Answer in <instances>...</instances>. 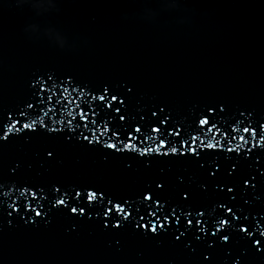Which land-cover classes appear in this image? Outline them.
Masks as SVG:
<instances>
[{"label":"water","instance_id":"95a60500","mask_svg":"<svg viewBox=\"0 0 264 264\" xmlns=\"http://www.w3.org/2000/svg\"><path fill=\"white\" fill-rule=\"evenodd\" d=\"M41 82L67 87L64 96L75 103L57 104L59 93L48 102L52 92L39 93ZM105 88L109 98L117 97L108 109L90 101ZM85 101L98 113L89 112L90 120L78 114L77 105L88 111ZM9 116L21 121L17 128L39 123L34 132L13 131L0 142V264H231L237 256L240 264H264V251L242 254L249 245L239 240L231 249L214 246L209 252L174 222L164 234L145 235L135 228L136 212L113 230L102 226L101 203L90 218L52 208L58 198L70 206L82 203L61 194L91 188L105 193L104 204L128 200L144 215L141 194L150 192L164 212L203 211L209 225L221 202L234 203L264 230V152L242 131L264 124V0H0L4 130ZM205 117L219 131L199 130ZM129 133L135 150L106 147L122 148ZM161 135L165 147L159 146ZM190 136L197 137L195 153L181 147ZM201 141L219 143L208 149ZM244 177L249 186L241 185ZM23 204L41 216L7 215ZM21 216L36 222L26 224ZM180 233L183 243L174 239Z\"/></svg>","mask_w":264,"mask_h":264},{"label":"snow or ice","instance_id":"6c2138e0","mask_svg":"<svg viewBox=\"0 0 264 264\" xmlns=\"http://www.w3.org/2000/svg\"><path fill=\"white\" fill-rule=\"evenodd\" d=\"M51 80V77L48 78ZM47 82H41L40 87L38 88L39 93H44L46 91L52 92V95H48L46 97V100L48 102H51L53 98L56 96L57 93H59V97L56 99V103L59 104L60 100L63 99L65 101L64 106L66 107L68 103H75V100H68L67 97L64 96V93H67L69 90L67 87H63L62 84L57 85L55 82L51 83L48 87H45L44 84ZM76 89H73V92H75ZM108 89H103L102 94L100 95H90V101L96 102L99 101L100 103L97 104V107H103L105 109L112 108L113 104L112 101H116L117 97L115 95H112L110 98L107 95ZM42 101L45 99L43 96L39 97ZM77 99H80V97H77ZM121 103H123L121 101ZM86 106L88 107V111H85L83 108H80V105H77V108L79 109V115L80 118L83 120H90L89 112H91L92 116L97 115L95 108L91 107V103L88 101H85ZM28 108H32L33 105L30 103L27 105ZM49 112L53 111V109H49ZM116 112H119V108H115ZM20 117L26 118V113L24 111H21L19 113ZM47 115V113H45ZM120 120H124L125 117L123 115L118 117ZM75 119V117H73ZM10 123L7 125V129L4 130L3 127H0V142H4L9 140L10 133L13 131L20 132L22 129H30L33 132L35 131V125L39 123L37 120H33L31 123H23L22 128H17L16 124H20L21 121L19 119L12 120L11 116H9ZM93 124H95V121H91ZM71 123V122H69ZM160 123H164V121H160ZM208 125H211L209 127H206ZM87 127V124L84 125ZM198 128L201 131H205L206 133L212 132L213 129H216L219 131L215 123H211V121L205 117L202 119H199L198 121ZM49 131H56V129H48ZM104 131H111L107 127H105ZM135 132L140 133L141 128L136 127L134 129ZM232 131L239 132V128L232 129ZM243 132L249 134V138L251 140H256V144L254 147L259 148L261 152H264V124H258L256 128L251 127L249 125L248 127H244L242 129ZM151 132L154 133H161V129L158 127L151 128ZM168 135H179V132L175 133H169ZM257 135H259V139L257 140ZM112 136H117L116 132H112ZM152 138V137H148ZM235 139V137H232ZM83 139L88 140L87 136H84ZM135 139L131 135V133L128 134V143H124L121 141L122 148H118L116 144L109 143L106 145L107 148L114 149L115 151H122L125 149H131L135 150L136 145L133 144L131 141ZM240 139L247 144L249 142L248 139H246L244 136H240ZM197 140L196 136H190L188 141H185L182 143L181 147L187 146L188 149L195 153L197 151L196 148L192 147V142H195ZM89 143H92L91 140H89ZM201 143L204 144V147L208 149H213L217 147V144L213 143H204L201 141ZM159 146L165 147L166 142L163 135H161V138L159 140ZM169 151L172 154H176L178 152V149L176 147H170ZM227 151H234V149H227ZM247 151H252L251 148H248ZM148 153L152 152H159V149L156 148H148ZM181 156L184 155V153L181 151L179 153ZM49 156H52L53 153L51 151L48 152ZM141 156L145 155L144 152L140 153ZM161 155L168 156L169 152L161 153ZM234 168H238V165H234ZM242 186H249V180L247 177H244L241 180ZM157 188H161V184L156 185ZM252 188H255V184L251 185ZM55 192L60 193V189L56 188L54 189ZM229 193L233 192V189L229 187L227 189ZM27 195L31 199H36V193L28 191ZM63 195H70L73 197V203H76V200L82 201V203H77L76 206H70L63 198H58L54 201L52 204V208L56 209L57 206H62L60 210H67L74 216H86L90 218V213L97 211L95 208V205L97 203L102 204V208L98 211V215L102 217V226L104 228H111L113 230H119L123 226L125 222L129 220V218L132 216L133 212L137 213L138 219L135 222V228L136 229H144L145 235L153 234V235H160L164 234L169 230L170 223L174 222L176 225L177 231L180 227H184L185 231L191 230L192 236L194 237V243L199 244H205L206 249L209 251L210 249H213L214 246L217 247H223V248H229L231 249L233 246V242L236 240L243 241L246 245H249V247H246L242 254L245 252L251 251L253 248L257 253H260L264 251V230H261L259 226L256 224V222L252 219H249V215H245L243 211H238L234 207V203H228V202H221L218 205L219 211L216 215L212 217V223L209 225V221L206 219H201L205 216V212L196 210L195 216L192 215V212H181L180 214L176 213L175 209H171L170 212H164L160 205V201L158 199H154L153 194L150 192L142 193V200L141 205L145 207V213L144 215H140L138 209L132 208V205L129 204L128 200H121L119 202H113V200L109 199L107 200V203L104 204V198L105 193L101 190H93L91 188H85L83 190H74L73 193H62L61 197ZM21 196H25V192H21ZM185 200L188 199V196L186 195L184 197ZM235 198H233L234 201ZM144 202H148L147 205L144 204ZM245 204L247 202L245 201ZM125 206L128 208H132V211H127ZM87 209V211H86ZM34 213L36 217L41 216L40 211H36L34 208H31L28 204L19 205L18 207L11 208V211L7 213L9 217L12 216L13 213ZM47 215V214H45ZM145 217H148L146 220ZM181 217L184 219L182 220ZM191 217V218H189ZM24 222L27 223H35L36 221L32 219L31 216H29L27 219H25L23 216L20 217ZM171 218V219H170ZM11 223V221H9ZM259 224L264 225V219H261L259 221ZM204 225H209L208 228H205ZM199 233H203V239ZM184 235V233H180L179 235L174 234L175 241H181V237ZM212 241V243H208V241ZM119 243V242H117ZM210 252V251H209ZM209 256L203 255V261H208ZM231 264H240V257L237 256L232 259Z\"/></svg>","mask_w":264,"mask_h":264}]
</instances>
